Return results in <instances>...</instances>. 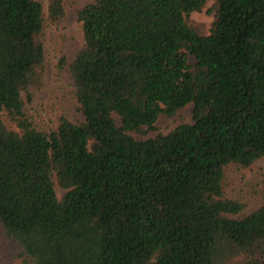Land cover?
<instances>
[{
    "label": "trees",
    "instance_id": "16d2710c",
    "mask_svg": "<svg viewBox=\"0 0 264 264\" xmlns=\"http://www.w3.org/2000/svg\"><path fill=\"white\" fill-rule=\"evenodd\" d=\"M206 1L78 8L84 43L59 69L83 119L43 131L27 108L45 6L0 0V264H264V201L237 216L223 185L264 159V0H214L208 34L190 22ZM189 104L192 122L131 134Z\"/></svg>",
    "mask_w": 264,
    "mask_h": 264
},
{
    "label": "rangeland",
    "instance_id": "374dc122",
    "mask_svg": "<svg viewBox=\"0 0 264 264\" xmlns=\"http://www.w3.org/2000/svg\"><path fill=\"white\" fill-rule=\"evenodd\" d=\"M45 6L46 24L43 32L46 61L43 86L36 90L34 100L28 105L27 112L38 129L49 131L56 125L60 115H66L72 122L83 119L78 104L72 94L70 80L65 72L59 69L60 59L70 61L83 46L82 24L77 17V10L94 0H68V11L60 22L49 20L50 0H41ZM214 0H207L204 8L190 15V22L201 32H210L214 13L211 7ZM192 104L187 105L172 117L159 116L155 130L147 134L132 132L137 139L154 137L168 133L182 122H192ZM120 122V119L117 118ZM223 185L228 197L244 203L242 216L257 208L264 201V159L258 160L249 167L230 164L225 169ZM57 195L63 190L55 185Z\"/></svg>",
    "mask_w": 264,
    "mask_h": 264
}]
</instances>
